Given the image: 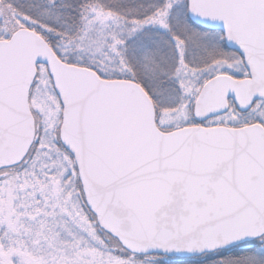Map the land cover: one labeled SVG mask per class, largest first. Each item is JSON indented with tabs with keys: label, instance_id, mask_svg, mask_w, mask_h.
Returning <instances> with one entry per match:
<instances>
[{
	"label": "snow or ice",
	"instance_id": "1",
	"mask_svg": "<svg viewBox=\"0 0 264 264\" xmlns=\"http://www.w3.org/2000/svg\"><path fill=\"white\" fill-rule=\"evenodd\" d=\"M0 264H264V0H0Z\"/></svg>",
	"mask_w": 264,
	"mask_h": 264
}]
</instances>
